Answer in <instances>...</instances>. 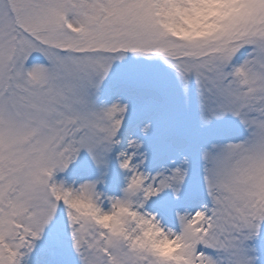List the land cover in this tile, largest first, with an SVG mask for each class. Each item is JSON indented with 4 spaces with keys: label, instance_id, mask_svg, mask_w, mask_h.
Instances as JSON below:
<instances>
[{
    "label": "snow or ice",
    "instance_id": "snow-or-ice-1",
    "mask_svg": "<svg viewBox=\"0 0 264 264\" xmlns=\"http://www.w3.org/2000/svg\"><path fill=\"white\" fill-rule=\"evenodd\" d=\"M191 2L0 0V264H24L60 212L79 264H166L134 244L146 226L180 239L187 264H257L264 0H227L237 11L216 32L177 40L164 12ZM129 58L143 63L113 76ZM82 152L98 169L116 159L119 196L98 190L106 171L55 180ZM166 193L198 197L170 210V226L153 203ZM81 200L98 216L126 209L122 233L77 211Z\"/></svg>",
    "mask_w": 264,
    "mask_h": 264
},
{
    "label": "rangeland",
    "instance_id": "rangeland-1",
    "mask_svg": "<svg viewBox=\"0 0 264 264\" xmlns=\"http://www.w3.org/2000/svg\"><path fill=\"white\" fill-rule=\"evenodd\" d=\"M143 63L137 62L129 58L123 64L117 63L113 68V76H116L122 69L129 64ZM112 87V84H106L105 89ZM105 97H101L104 99ZM153 161H148L147 170H153ZM107 172L103 177L104 182L98 185V190L111 196H119L120 189L124 186V173L120 170L116 159H110L107 169H98L86 152H82L79 158L74 161L69 169L64 173H57L55 180L57 182L64 181L66 184L78 186L80 183L94 181L101 177L102 172ZM188 189L185 193L188 194ZM198 197L193 193L182 196L179 201L173 200L171 195L162 194L159 201H153L157 205L156 211H160L165 216L164 223L169 224L171 215L170 210L184 212L189 200H195ZM249 246L254 248L257 264H264V227H262L260 235L253 241L249 242ZM24 264H79L78 257L72 251L69 243V229L67 227L66 214L58 213L53 222L45 230L42 239L37 242L34 251L24 261Z\"/></svg>",
    "mask_w": 264,
    "mask_h": 264
},
{
    "label": "clouds",
    "instance_id": "clouds-1",
    "mask_svg": "<svg viewBox=\"0 0 264 264\" xmlns=\"http://www.w3.org/2000/svg\"><path fill=\"white\" fill-rule=\"evenodd\" d=\"M236 11L235 5L227 0H192L186 10L171 9L164 12L163 27L177 40L195 41L216 32L220 21ZM76 208L82 215L92 217L98 225L112 233H122L121 217L127 216L126 209H118L113 215L98 216L92 205L83 200L77 202ZM134 244L140 248H148L166 264H187L182 254L183 242L163 237L155 226H146V231Z\"/></svg>",
    "mask_w": 264,
    "mask_h": 264
}]
</instances>
